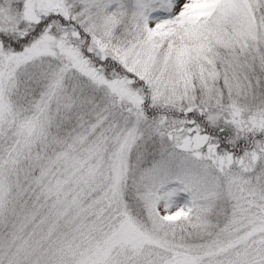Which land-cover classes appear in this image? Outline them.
Wrapping results in <instances>:
<instances>
[{"label": "snow or ice", "instance_id": "1", "mask_svg": "<svg viewBox=\"0 0 264 264\" xmlns=\"http://www.w3.org/2000/svg\"><path fill=\"white\" fill-rule=\"evenodd\" d=\"M0 264H264V0H0Z\"/></svg>", "mask_w": 264, "mask_h": 264}]
</instances>
